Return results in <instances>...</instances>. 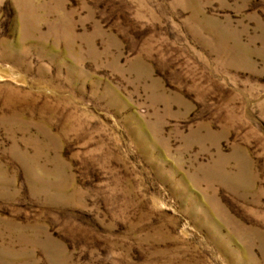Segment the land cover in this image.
Here are the masks:
<instances>
[{
  "label": "rangeland",
  "instance_id": "obj_1",
  "mask_svg": "<svg viewBox=\"0 0 264 264\" xmlns=\"http://www.w3.org/2000/svg\"><path fill=\"white\" fill-rule=\"evenodd\" d=\"M0 264H264V0H0Z\"/></svg>",
  "mask_w": 264,
  "mask_h": 264
}]
</instances>
